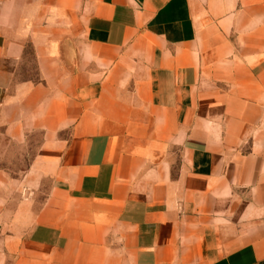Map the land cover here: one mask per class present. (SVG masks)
<instances>
[{"label": "crops", "instance_id": "obj_1", "mask_svg": "<svg viewBox=\"0 0 264 264\" xmlns=\"http://www.w3.org/2000/svg\"><path fill=\"white\" fill-rule=\"evenodd\" d=\"M0 264H264V0H0Z\"/></svg>", "mask_w": 264, "mask_h": 264}]
</instances>
